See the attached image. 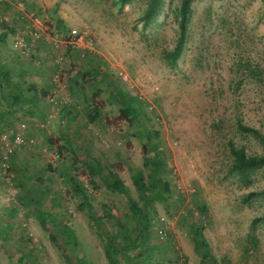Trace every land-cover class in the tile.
<instances>
[{"label": "rangeland", "instance_id": "obj_1", "mask_svg": "<svg viewBox=\"0 0 264 264\" xmlns=\"http://www.w3.org/2000/svg\"><path fill=\"white\" fill-rule=\"evenodd\" d=\"M148 1L0 0V25L22 21L41 28L34 36L41 40L49 28L57 40L71 28L81 36L76 47L83 55L72 48L56 54L67 67L64 84L86 90L87 123L95 120L72 129L81 143L70 154L68 142H45L35 136L41 126L20 117L25 127L17 129L32 134L31 150L43 147L35 154L54 170L35 180L47 178L48 187L29 179V171L14 175L8 193L0 180L8 199L0 203V264H107L109 240L119 248L110 249L119 264L125 254L126 264H264V165L238 176L228 146L264 152V0H190L174 63L165 54L180 33L181 0H162L146 18ZM93 56L96 77L84 79L85 60ZM76 73L82 84L71 80ZM237 119L259 129L263 142L237 130ZM50 149L52 162L44 156ZM142 149L151 160L161 157L168 193L153 202L139 234L129 200L141 207L149 182ZM6 162L5 173L0 159L3 180L13 175ZM137 172L144 186L134 185ZM115 177L123 190L111 189ZM126 233L135 239L132 253ZM138 237L146 248L135 260Z\"/></svg>", "mask_w": 264, "mask_h": 264}, {"label": "crops", "instance_id": "obj_2", "mask_svg": "<svg viewBox=\"0 0 264 264\" xmlns=\"http://www.w3.org/2000/svg\"><path fill=\"white\" fill-rule=\"evenodd\" d=\"M62 18L61 15V19ZM39 30H41V28L31 27L30 24L22 23V21L15 22L14 24L0 25V81H2V85H0V159L2 155H6L9 159L10 167L13 170V175L11 170L9 172L11 176L7 179L9 181L0 178L1 181H4L8 185L4 189L7 193L14 175L22 178V176H25L29 171V179L33 177L34 183L42 186L47 185L48 187L49 180H47V178H44L41 183L35 180L38 175L40 176L42 173H47L48 170L53 174L54 170V167H51V163L47 161V163L42 166L38 159L39 156L35 154V152H40L43 147L40 148V150L33 151L31 150V148H34L32 144V146L28 144L17 146L14 144L13 138L15 133L19 131L17 128L20 124V117L27 115L23 116V118H27L31 121L34 120L35 124H39L41 128L38 130L39 133L36 131L35 136H43L45 142L51 139V137L53 141L60 140V143L68 142L69 144H67L65 148L70 154L77 152L75 150H77V147H79L81 143V140L77 138L81 136L73 135L76 127L80 125L81 120H83L85 128H89L95 121L93 120L89 123H87L88 120L86 121L87 109L92 106L88 104L86 90L79 87V90H81V92H79L77 84L75 85L73 83L75 87H69L68 83H65V87L59 89L55 93L54 100H48L51 90L54 88L52 75L58 68V65L54 62V55L56 52H61L62 50V52H64L65 50L56 42L58 40L54 39L56 34L53 33V28H49L48 31L42 35L44 38L43 40L34 38L35 35L40 34ZM32 33L34 34L32 35ZM57 45L58 50L55 51ZM79 45L78 43L69 48L78 50L77 52L83 55V51L79 50V47H76ZM28 46H30L31 49ZM89 56L90 54L87 53L85 59ZM98 62L96 56L90 57L89 60H85L87 69H84V79L96 77V69L99 68ZM83 74L78 75L76 73L74 74V79L71 80L78 83L81 81L82 84L84 81L81 80ZM71 83L72 82H69V84ZM63 107L65 108L63 109ZM80 111L84 112L81 113ZM58 119L59 121H57ZM63 119L68 121L66 126L56 125L57 122L62 123ZM21 124L25 127L24 123ZM73 128L75 129L74 131H72ZM23 131L24 136L32 135L29 132H25V129ZM59 132H63L65 136L60 135ZM55 135L63 137V141L61 137H53ZM31 137L33 138V136ZM86 140L89 142L88 138H86ZM7 149L10 150L5 154ZM79 152L80 151H78V153ZM43 155L44 153L41 152L40 156L43 158L47 156L46 153L44 156ZM49 159L52 162L53 159ZM79 159L83 160L81 155ZM0 172L2 173L1 168ZM1 181L0 203L6 204L8 203V199L1 189L3 187L2 184L5 183ZM22 181V184H24V180ZM19 189L20 187L18 186V188L14 190ZM35 232H37V230H35ZM1 233L3 234L2 230L0 231V234ZM1 250L2 249H0V251Z\"/></svg>", "mask_w": 264, "mask_h": 264}, {"label": "trees", "instance_id": "obj_3", "mask_svg": "<svg viewBox=\"0 0 264 264\" xmlns=\"http://www.w3.org/2000/svg\"><path fill=\"white\" fill-rule=\"evenodd\" d=\"M162 0H150L147 2L146 9L144 11V15L146 18L154 15L157 10L159 9L161 5ZM190 0H181L180 5L177 9L178 16H179V26H180V33L178 35V38L175 41V44L171 51L167 52L165 54V58H167L170 62L174 63L176 58L180 55L181 48H182V42H183V28L186 23V20L188 18L189 14V7ZM129 109L128 107H124L122 109L123 114H126ZM235 126L237 130L244 132V133H250L252 135H255L257 138H259L263 142V136L259 129L245 125L241 122L240 119H237L235 122ZM229 145V152L232 156V163H231V169L235 170L237 175L246 178L247 172L255 167L264 165V152L260 155H248L244 148L234 147L232 143H228ZM264 146V142H263ZM142 165L143 166H151V170L147 173L148 177V184L143 188L145 193L141 196L143 199V204L141 207H137L135 202L133 200H129V207L131 209V212L139 218L138 222H140L142 225L137 229V232L140 234L143 230H147V226L149 225L150 218L148 217V210H150L153 206V202L156 199H159L162 194L168 193V183L165 179L162 177V164L163 161L161 157H158L159 155L156 154V159H149V157L146 155V152L144 149H142ZM133 183L134 185L140 187L143 185V180L140 172H137L135 175H133ZM110 187L113 190H123L122 184L119 181L118 178H114L112 180V183H110ZM253 193L249 192L246 197L251 196ZM129 233H126L125 240L129 242V245L126 246L127 248L131 247V253L133 252L135 246H132L131 241L135 240L130 237H128ZM51 237V236H50ZM137 239V251L131 255L132 259H137L140 255V252L146 248L145 242H143L141 237L136 238ZM114 246V247H113ZM111 250L116 251L118 253V249L115 245L111 242V240L108 241L107 248L104 246V252L107 258V264H119L117 263V260L115 259V256L111 255ZM120 249H123V245ZM135 254V255H134ZM114 255V254H113ZM129 255L125 254V257H123L124 264L129 262ZM69 257L68 255L65 256V261L68 262ZM134 260H132L133 262ZM122 264V263H121Z\"/></svg>", "mask_w": 264, "mask_h": 264}, {"label": "built area", "instance_id": "obj_4", "mask_svg": "<svg viewBox=\"0 0 264 264\" xmlns=\"http://www.w3.org/2000/svg\"><path fill=\"white\" fill-rule=\"evenodd\" d=\"M2 20H7V16L2 15ZM57 43H59V46L62 47L63 49H67L69 47H73L74 45H77L78 43L81 44V36L77 35V32L75 29L71 28L69 29L66 37H62L60 40L56 41ZM58 47V45H57ZM54 62L58 65L57 71L55 74H53L52 76V81L54 83V88L51 90V94L48 97L49 101H53L54 100V95L55 93L59 90L65 87L64 85V78L67 76V67L64 65V57L60 56V54H56L54 56ZM123 73H119L120 76L123 77L122 75ZM21 126L24 128V125L21 124ZM13 142L15 145L17 146H21L24 144H28L31 145L33 143V138L32 137H26L23 135L22 132H16L13 138ZM10 149L6 150V153L9 151ZM46 155L51 158V159H55L56 158V154L55 151L53 149H50L49 151L46 152ZM2 168L5 171L9 170V166L6 162L7 160V156L6 155H2ZM8 179V175L5 176V180Z\"/></svg>", "mask_w": 264, "mask_h": 264}]
</instances>
